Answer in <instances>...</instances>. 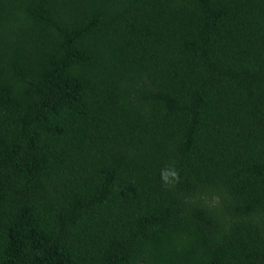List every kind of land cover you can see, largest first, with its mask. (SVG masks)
Here are the masks:
<instances>
[{"label":"trees","instance_id":"1","mask_svg":"<svg viewBox=\"0 0 264 264\" xmlns=\"http://www.w3.org/2000/svg\"><path fill=\"white\" fill-rule=\"evenodd\" d=\"M0 264H264V0H0Z\"/></svg>","mask_w":264,"mask_h":264}]
</instances>
